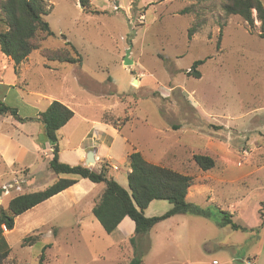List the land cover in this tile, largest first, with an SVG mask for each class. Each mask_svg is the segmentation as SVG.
Segmentation results:
<instances>
[{"label": "rangeland", "instance_id": "374dc122", "mask_svg": "<svg viewBox=\"0 0 264 264\" xmlns=\"http://www.w3.org/2000/svg\"><path fill=\"white\" fill-rule=\"evenodd\" d=\"M45 2L49 11L45 19L55 37L43 42L18 72L0 50V101L24 119L44 112L50 100L71 105L76 117L58 134L63 150L68 138L71 144L80 143L93 123L111 118L121 122L127 117L115 142L110 130L97 127L98 134L107 144L150 146L156 155L174 143L175 156L166 165L179 168L196 183L202 175L193 159L197 154L234 162L231 156L237 155L242 163L247 156L256 166L264 161V39L258 37V21L251 31L241 17L224 12V0H91L101 12L98 15L84 12L77 0ZM67 42L81 54V64L46 61L43 51L66 48ZM125 59L133 64L124 65ZM198 60L205 61L198 67L200 78L189 74ZM39 128L11 115L0 116V188L4 189L0 206L5 209L15 196L44 190L63 177L49 168L52 150L39 146L46 143L44 127L40 133ZM21 131L33 132L35 138ZM88 143L83 141L85 148ZM112 152L119 170L111 175L121 182L126 179L128 189L129 167L119 161L123 149L114 145ZM104 164L109 163L103 161L99 167ZM226 167L227 177L236 182L219 189L212 203L202 199L196 204L209 208L212 218L190 215L189 227L184 222L179 227L174 222L157 226V233L147 237L145 254L148 244H141L139 256L145 264H212L226 256L233 259L231 264H244L240 260L258 245L256 238L221 228L217 221L221 209L230 211L236 205L235 223L258 225L264 171L243 179L252 166ZM204 182L215 187L211 179ZM91 186H82L86 195L75 205L73 197L65 194L19 216L14 230H5L11 247L7 264H39L48 245L44 264H129L135 253L132 237L126 240L103 229L92 208L105 186ZM154 204L147 212L150 218L164 211L156 205L169 203ZM29 236L40 240L25 246ZM236 241L242 242L230 251L214 249Z\"/></svg>", "mask_w": 264, "mask_h": 264}, {"label": "trees", "instance_id": "16d2710c", "mask_svg": "<svg viewBox=\"0 0 264 264\" xmlns=\"http://www.w3.org/2000/svg\"><path fill=\"white\" fill-rule=\"evenodd\" d=\"M83 11L93 15L101 14L92 6L91 0H77ZM45 0H0V50L14 63V69L39 48L43 42L55 37L50 24L45 19L49 11L46 9ZM223 10L227 15L241 17L249 29H256V21L260 23L258 37L264 39V2L263 0H224ZM256 15V18L254 16ZM193 30L190 31V36ZM46 61L60 63L81 64L83 58L78 50L70 43L66 48L43 51ZM205 61L198 60L193 64L189 74L196 78L201 77L198 67ZM11 115L16 120L24 123L37 121L44 127L45 142L52 149V158L49 168L58 178L52 185L44 190L21 194L12 198L8 208L0 206V264H7L11 253V247L6 239L5 230L13 231L16 219L52 197L69 189L79 182L87 179L95 184H104L105 189L92 209V214L102 225L103 229L112 234L124 220L129 217L135 223V233L131 238L134 248V257L129 264H145L139 252L142 251V243L146 242L148 248L142 251L145 254L149 250L147 239L152 229L160 222L176 215H195L212 218L209 208H202L187 200L190 187L195 185V179L170 167L156 165L148 162L141 152L135 151L129 156L128 189L122 187L111 175V165L104 164L99 171L92 170L82 165L72 166L60 160V148L58 132L67 125L75 116L68 106L59 101H53L48 108L41 112L37 118H21L17 109L6 106L0 101V116ZM129 119L126 117L121 122L118 119L106 120L116 129L122 130V126ZM196 165L203 171H209L216 167L217 160L208 155H194ZM4 189L0 188V198ZM152 201H167L172 208L165 214L155 217H146L145 210ZM220 227H230L233 230L246 231L232 220V215L220 210ZM38 236H29L24 239L25 246H33L38 242ZM46 246L40 255L39 264H44Z\"/></svg>", "mask_w": 264, "mask_h": 264}, {"label": "crops", "instance_id": "0c3cea01", "mask_svg": "<svg viewBox=\"0 0 264 264\" xmlns=\"http://www.w3.org/2000/svg\"><path fill=\"white\" fill-rule=\"evenodd\" d=\"M258 33H259V31H258ZM52 102L53 101L50 100L49 101V105ZM63 104H65L70 109H72V106L69 105L67 102L66 103L63 102ZM40 113L41 112L36 111L34 116L30 117V118H33V119L37 118ZM75 117H76V113H75L74 118ZM72 121H73V119L70 120V122L67 125H65L60 131L68 129V127L72 124ZM29 122L34 124V125H39L40 128H39V130L37 132H39V133L41 132V129L43 127V125L41 123H39L37 121H28V122H24V123H29ZM20 123H22V122H20ZM24 123H22V124H24ZM97 127H101V128L103 127L106 130H110L114 134V141L113 142L118 140V137H120V134H121V131H122V130L116 129L113 125H111L109 123H105V122L102 123L101 121H97V122H95V123H93L91 125V127H90L91 130H87V132L83 136L82 141H80V143L71 144V141L68 138L67 140L69 141V144L66 145V148H67L66 150H63V148L61 147V144L59 143L60 160L62 162L70 164L72 166L82 165L84 167H88V168H90L92 170H95V171H99V168H100L99 165H100L101 162L108 161V163L112 167L111 168V172H112V170H117V171L119 170V167L117 165L113 164V161L116 160V158H115V156H114V154L112 152V146H114V145H115V147H116V145H118L119 148L123 149L124 153H123V155H121V158H120L119 161L122 162V163L127 164L128 167H129V161H128L129 156L135 151L141 152L142 155L144 156V158L148 162L156 164V165L166 166V167H168V164L166 165V163H168V158L171 157L173 159L174 156H175L174 155V153H175L174 152L175 151L174 150L175 149L174 143H173V145L166 144L165 150L163 152H161L160 154H158L159 156L156 155V153H158L157 150H154L150 146L145 148V147H141L140 145L131 144V143L130 144H107L104 141V139L101 137V135L98 134ZM73 130L70 131V134H72ZM59 132H58V134H59ZM23 133H24L25 136L30 137L31 139L35 138V133H33V132L21 131V134H23ZM85 139H86L87 143L89 142L88 143V147H86V148H85V145L83 144V141ZM204 142H206V137H205ZM126 143H128V141H126ZM199 145H201V144H199ZM39 146L44 148V149H47V150L48 149L52 150L49 143L39 144ZM178 147H180V146H178ZM90 151L94 152V159H95V163L93 165H91V166L86 164V161H87V158H88V153ZM68 153H71V155H73V156L72 157L69 156ZM171 154H173V155L170 156ZM233 154H235V153H233ZM231 157L236 158V162H234L232 159L227 158V157H224L226 161H222V160L218 159V162H217V165H216V170H214L213 174H210L211 173L210 172L209 173L210 176L207 173L210 170L206 171V172L201 170L202 175H200V177H199L201 181L200 180H199V182L197 181V183L195 185H193L192 187H190V189L188 191L187 200L189 202L194 203V204H198V200L205 199V201L212 203V200H214V198H215V196H216V194H217L219 189H223V187L226 186V185L234 184V182H236L235 179L227 177V175H226L227 174V170H228V168L226 167L227 165H231V164L235 165L238 168H242L241 170H244L247 167L252 166L254 168L253 171L248 173V174L243 175V179H248L252 174L264 171V161L263 162H259V164H257V166H256L255 164H253L252 158H249L247 156L246 157H242V158H244V160L247 161V163L251 162L252 164H250V165L249 164H244L245 161L243 163L239 162V161L242 160L240 156L236 155V156H231ZM219 164H221V165L219 166ZM115 167L117 169H115ZM174 169H176V168H174ZM176 170H179L182 173V171L179 168H177ZM111 172H110V175H111ZM130 172H131V169L129 167V170L127 172V181H128V175H129ZM63 177H67V176H63ZM113 178L122 187H124L126 189V187L124 185L125 182H126V179L123 180V182H121L117 178H115V177H113ZM206 179L213 180L212 184H215L214 185L215 187H212L211 185H208V183H205L204 181ZM86 181H87V179H80L79 182L77 184H75L74 186H72L69 189L61 192L60 194L52 197L51 199H49L46 202L38 205L37 207L39 208L42 205H45L47 203H51L55 199L59 198L62 195H65V194H70L71 197H73V198H71L72 199V201H71L72 205H75L76 203H79L82 199H84V196L86 195V194L83 193L82 186L83 185H92L91 187H94L93 185H95V183L88 184ZM104 189H105V187H104ZM100 196L95 199V204H96V201L100 198ZM155 202L156 201H152L150 203V205L148 206V208L145 210L144 213H145L146 216H148V217L152 216V215H149L147 212H148V209L151 206L155 205L154 204ZM37 207L33 208L30 211H33ZM155 207L163 208L164 211H161L162 213H160V215H163V214H165L167 211H169L172 208V205L169 203L168 206L163 204V205H156ZM232 208H233L232 210L227 211V212H229L232 215V220H234V217H235L236 213L233 210H235L236 205H234ZM30 211H28L26 213H29ZM26 213H24V214H26ZM259 214H260L261 221L258 223V225L254 226V227L242 226V225H239V224L236 223L237 225H239V226H241L243 228H246V231H242V230H234V231L246 232L249 235V239L250 240L251 239L254 240L256 238L255 242H256V244L258 243V245L255 244L256 246L248 251L247 257H243V259L240 260V262H242L244 264H264V201L263 200L260 202ZM160 215H158V216H160ZM189 216L190 215H176V216H173V217H171V218H169V219H167L165 221H162V222L158 223L152 229L150 234H152L153 231H156L155 233H157V230H155L156 227L164 225L165 223L174 222L179 227L181 222H184L189 227V224H190ZM199 217H202V216H199ZM202 218H204L206 221L209 220V218H206V217H202ZM184 223H183L182 226H184ZM217 225H218V223H217ZM135 228H136V226H135L134 221H132L129 217H126L119 224L118 228L112 233V235H116L118 233L119 236H123L124 239L127 240V238L129 239L130 237H133V235L135 233ZM259 229H261L262 233H261V231H259ZM174 233L177 234L178 230L174 231ZM181 233L183 234V237H186V235H184V231L180 232V234ZM187 237H188V234H187ZM150 241H151V246H152L151 247V252H152L154 250V245H153L154 239L151 238ZM240 242H242V241H236V242H232V243H220V244H217V246L214 249L215 250H220V251H230L231 249H234L235 246H238L239 244H241ZM168 250H169V248L163 249L164 252L168 251ZM211 251H214V250H211ZM221 259H222L221 261H219L217 259H213L212 260V264H214V261H217L218 262L217 264H231V262L233 261V259H230L228 256H226L225 258H221ZM130 260H131V258L129 259V261Z\"/></svg>", "mask_w": 264, "mask_h": 264}, {"label": "water", "instance_id": "95a60500", "mask_svg": "<svg viewBox=\"0 0 264 264\" xmlns=\"http://www.w3.org/2000/svg\"><path fill=\"white\" fill-rule=\"evenodd\" d=\"M131 64H133L132 61H130V60H128V59H125L124 65L129 66V65H131ZM92 163H93V164L95 163L94 152H93V151H90V152L88 153V158H87L86 164H87V165H90V164H92Z\"/></svg>", "mask_w": 264, "mask_h": 264}, {"label": "built area", "instance_id": "2783aa9c", "mask_svg": "<svg viewBox=\"0 0 264 264\" xmlns=\"http://www.w3.org/2000/svg\"><path fill=\"white\" fill-rule=\"evenodd\" d=\"M115 169H117L116 167H115ZM218 262L217 261H214V264H217Z\"/></svg>", "mask_w": 264, "mask_h": 264}]
</instances>
